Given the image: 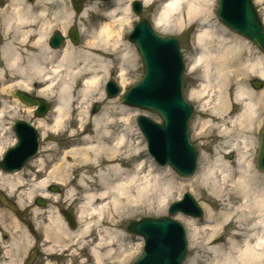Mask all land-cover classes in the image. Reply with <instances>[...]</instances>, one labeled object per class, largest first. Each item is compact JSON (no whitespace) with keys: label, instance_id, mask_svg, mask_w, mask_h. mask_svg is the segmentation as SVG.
Masks as SVG:
<instances>
[{"label":"bare ground","instance_id":"obj_1","mask_svg":"<svg viewBox=\"0 0 264 264\" xmlns=\"http://www.w3.org/2000/svg\"><path fill=\"white\" fill-rule=\"evenodd\" d=\"M125 1L102 6L90 0L78 12L69 0H11L2 12L1 92L16 88L46 96L53 107L44 114L40 108H47V101L30 96L0 102V155L7 150L5 121L16 110V117L36 118L43 150L49 151L32 160L34 172H0V190L5 192L0 191V204L15 199L19 207L16 215H0V264H22L26 251L40 242L50 256L46 264H89L84 258L77 263L75 258L60 260L72 246L88 247L92 264H131L136 252L125 220L146 212L163 214L175 199V183L180 192L187 188L166 179L163 174L170 169L161 170L144 155L138 131L130 130L131 115L124 108L115 114L116 102L102 94L112 72L124 85L129 68L137 67V54L142 61L128 39L133 1L145 9L160 5L153 18L158 32L183 34L195 27L197 33L187 70L200 72L201 82L190 98L199 103V136L218 145L215 160L203 154L205 167L187 185L200 194L206 189L211 200L203 229L198 220H185L194 251L187 264H264V173L254 159L264 124V89L256 91L264 83V51L214 23V0ZM92 14L96 22H90ZM77 23L81 44L68 38L63 47H50L55 32L67 37ZM98 100L106 106L91 114L89 108ZM114 114L125 117L119 120ZM50 133L65 135L68 142L49 144ZM229 153H235L234 163L221 156ZM54 185L63 193L51 189ZM38 197L52 206L74 207L77 224L66 209L54 212L40 199L42 208L33 209L38 223L24 226L20 209ZM218 237L224 241L216 242Z\"/></svg>","mask_w":264,"mask_h":264},{"label":"water","instance_id":"obj_2","mask_svg":"<svg viewBox=\"0 0 264 264\" xmlns=\"http://www.w3.org/2000/svg\"><path fill=\"white\" fill-rule=\"evenodd\" d=\"M138 14L141 6L136 2ZM218 16L230 30L254 41L264 51V29L252 0H219ZM144 65V76L139 84L122 96L124 104L158 114L163 125L147 117H139L138 124L148 141L150 152L161 165L170 164L183 177H190L196 170L197 154L190 141L188 124L193 108L183 96L184 65L179 44L173 37H162L147 21H141L131 36ZM109 97H116L119 89L111 84ZM23 98L22 95H19ZM42 103V102H39ZM19 145V147H21ZM27 146V145H25ZM19 147L6 155L3 168L19 169L31 153L20 155ZM23 156V157H22ZM11 161H20L10 167ZM258 167L264 170V134L258 159ZM192 204L180 208L171 207V215L182 211L194 217L202 216V210L188 195ZM130 232L145 238L143 257L136 264H182L187 256V239L183 226L168 218L143 219L129 222Z\"/></svg>","mask_w":264,"mask_h":264},{"label":"rangeland","instance_id":"obj_3","mask_svg":"<svg viewBox=\"0 0 264 264\" xmlns=\"http://www.w3.org/2000/svg\"><path fill=\"white\" fill-rule=\"evenodd\" d=\"M73 0H70V4L72 5V7H74L73 3H72ZM82 1V0H81ZM87 1H90V0H87ZM85 0V2L82 1V4H83V7L84 5L86 4L87 2ZM74 2V1H73ZM135 2V1H134ZM134 2H131L130 4V9H131V12H132V15H133V25L131 26V29H130V33H132L133 29H134V26L141 20V19H145V20H148L150 22V24L152 25L153 27V18L154 16L157 14L159 8H160V5L159 4H153L150 6V8L148 9H145L143 10L141 16H137L131 8L133 7V4ZM125 3H127V0L125 1ZM254 3H255V6H256V9L258 10V13H259V16L260 18L262 19L263 23H264V17H263V10H264V3L262 4H256V0H254ZM107 4L109 3H102L101 2V5L102 6H107ZM217 5H218V0H214V9H213V19H214V23L217 24L220 28L221 26L224 27L229 33L231 34H236L238 36H241L237 33H234L232 31H230L228 28H226L220 21H219V18L217 16ZM94 14H92V16L90 17V22H96L97 21V18H95V16H93ZM80 23H77L76 25L74 24V26L72 28L69 29V31L71 29H77L78 30V33H79V38H80V41L82 40V36L80 35V32H79V26ZM154 29V28H153ZM155 30V29H154ZM156 32H158L156 30ZM129 33V35H130ZM159 34L165 36V37H175L178 39L179 41V45H180V48H181V54L183 55V58H184V61L186 63V67H188V65L190 64L192 58H193V55L196 53L195 51V46H194V42H195V35L197 34L195 31H194V28L190 29V30H187L185 33L183 34H162L160 32H158ZM129 35H128V38H129ZM242 38L248 40L247 38L241 36ZM249 42H251V44L253 45L254 43L250 40H248ZM82 42V41H81ZM80 42V43H81ZM78 43V44H80ZM132 45V48H134L135 52H136V49L134 47L133 44ZM254 46H256L254 44ZM137 54V52H136ZM137 67L136 68H129L128 72H127V81H126V84L122 85L119 81H118V75L115 74V71L111 74L113 75L114 77V80H116V83L118 84V86L121 88V91L122 93H126L130 87L134 86L135 84L139 83L141 77L143 76V67H142V63H141V60L139 59V56L137 54ZM3 59V58H2ZM1 63H2V67L5 66V61L0 59V68H1ZM199 77H200V72H197L195 74H192V73H189L188 70H186L185 72V75H184V84H185V97L186 99L188 100V102L194 107V115L190 121V134H191V141L193 143V145L196 147L198 153H199V159H198V166H197V171L196 173L190 177V178H182L180 177L178 174H176V172L170 167V166H164L161 168V170H169L170 169V172H164L163 176L166 178V179H171V177L173 178V181L181 184L183 183V185H185L187 188H185L184 190H182V192H180L177 188H178V184L175 183V186L177 188H173V191H174V194H175V199L169 204V206L166 208V211L163 213V214H153V213H149V212H146V213H142V214H139L138 216L136 217H133V218H129L127 220H125L124 224H123V227H124V230H126V222L128 221H138V220H141L143 218H160V217H164V216H168V209L170 207V205L174 202H176V200H178L181 195L184 193V192H190L192 193L193 197L195 198V200L198 202V204L200 205V207L203 209V216L200 217V218H193L195 220H198V222L200 223V228H204V226L206 225L205 222H206V219H207V207L209 206V204L211 203V200L209 199L210 196H209V192L206 191V189H203L202 188V194H200L197 190H195L194 188H191V187H188L187 185H189V180H193L194 177L198 174V171H200L201 168L205 167V165L203 164L202 162V157H203V154H207L209 156V159H210V162L211 161H214L215 158L217 157L216 154H217V151L215 150V147L218 145L217 143H210V138L209 137H200L199 136V132L197 130V122H198V118H199V109H198V101L196 100H192L190 98V92L192 91V89L194 88H197L199 85H200V82L199 81ZM106 80L103 84V91H102V94L103 96L107 97L106 95V92H105V87H106ZM252 89H254V85L252 84L251 85ZM3 88L2 84H0V102L3 101H6L7 103L11 104L13 102V99L12 98H16L13 96V93L16 91H22V90H19V89H13L10 90V91H7L8 94L6 93H2L1 92V89ZM264 89V83H263V87L261 89H256V91H261ZM255 90V89H254ZM34 97H38L37 94L35 93H32L30 94ZM39 98L41 99H44L45 101H47L48 105H50L49 103V100L46 98V96L42 97L40 96ZM113 101L116 102V105H114L116 107V109L114 110L115 114L119 113L121 110L119 108H124L127 112H128V115L130 114V130L131 129H136L138 131V136H136L137 138L139 137V142L141 143L143 141V144H142V148L146 149V152L144 153V155H148L149 157H151L150 153H148V150H147V143H146V140L145 138L143 137V134L142 132L140 131L138 125H137V118L139 116H142V115H146L148 116L150 119H152L154 122H158V123H161V120L160 118L155 115V114H151V113H148V112H145V111H142V110H139V109H135V108H131V107H128V106H125L122 101L120 100V97H117V98H114ZM98 104L100 106V110L99 112L95 113L93 111H95V105ZM96 104L90 106L89 108V111L91 114H99L100 112L103 111L104 107L106 106V104L104 102H102L101 100H98L96 101ZM16 111L10 113L5 121V130L7 133L6 137H5V141H7V150L4 152L6 153L10 148H12L16 142V133H15V130L13 129V126L18 123V121L20 120H24V121H27L29 122L30 124H33L36 120V118H27V116L25 114H22V115H18L17 114V117H16ZM51 112V110H49L48 114ZM19 113V111L17 112ZM114 114V115H115ZM117 116V115H115ZM125 116H117L116 118L117 119H121ZM263 121H264V116H263ZM1 128V127H0ZM264 128V124L262 125V129L261 131L263 130ZM119 129V128H118ZM54 132V131H53ZM262 133V132H261ZM51 134V133H50ZM52 135V134H51ZM140 135V136H139ZM260 136H258V140H259ZM66 141L68 142V139L67 137H65V135L63 137H54L53 135L50 136L49 138V141L48 143L49 144H52L54 146H57L58 144L60 143H66ZM258 143V142H257ZM43 145L44 143L41 142L40 140V152L39 154H42L43 153V156H46V153H49L48 150H43ZM61 145V144H60ZM62 147V146H61ZM260 147V142L257 144V148L259 149ZM258 149L256 150V152H254V159H255V166H256V169H258L257 167V164H256V159H257V156H258ZM43 151V152H42ZM4 155V154H3ZM221 156L224 158V160L226 161H229L231 163H234V160L236 158V155L235 153H229V154H221ZM232 156V158H230ZM2 155H0V162H2ZM154 160V159H153ZM32 161H29L28 164L24 167V171L25 173L27 172H34L35 171V168L34 170L32 169ZM155 162V161H154ZM157 165V164H156ZM158 166V165H157ZM160 167V166H158ZM259 170V169H258ZM260 171V170H259ZM2 173V171H0ZM261 172V171H260ZM264 173V172H262ZM196 178V177H195ZM182 186V185H181ZM54 187H57L60 191H59V195L63 193V190H62V187L60 186H57V185H54L51 187L54 188ZM50 189V190H51ZM180 189V188H179ZM2 192L5 194L4 190H2ZM53 192V191H51ZM37 199V198H36ZM36 199L30 202H26V209L25 210H21V218L18 217V219L22 222V224H24V226H28L29 225H33L35 222H37L33 216V209L34 207H39L36 203ZM39 199V198H38ZM13 203H16L15 199L14 200H11ZM46 201V204L49 206H51L52 208H54V212H57L58 210H61L63 211V209L65 210L66 209V213H69V214H72V210L74 211V207H72V209L70 210V208L68 209V207L66 208V206L64 204H59L58 207L56 206H52V204L48 203L47 200ZM49 206V207H50ZM19 208V207H18ZM39 208H42V207H39ZM5 212H11L12 214H15L14 212H12L11 210H9L7 207H4L0 204V215H2L3 213ZM16 215V214H15ZM74 215V213H73ZM1 218V217H0ZM176 221L180 222L182 225H184L185 227V230H186V233H187V240H188V253H187V256H186V259H185V262L184 264H187L188 263V260L190 259V257H192L194 255V251H193V248H192V238H191V234H190V231H189V228L187 227L186 225V218H191V217H188V216H184L182 214H178L176 216L173 217ZM2 222V221H0ZM8 222V221H7ZM38 223V222H37ZM127 231V230H126ZM132 237H133V243L132 245L135 247V249H138L137 251H135L134 249V252H136L134 258L132 259L131 261V264H133V262L139 258L142 254V249H143V238L136 235V234H131ZM39 239L41 238L40 235H38ZM224 238L225 237H218V239H216V242H223L224 241ZM36 245L33 244L32 247H34ZM32 247L28 250V252L26 251L23 259H25L22 264H25L24 262L28 259L29 257V254H30V251L32 250ZM42 249V251H41ZM87 247L84 248V247H79L77 248V246H72V249L68 252V250L65 252V255L69 254L68 257H64V260L62 257H60V260L62 261H68V258H75V262L77 263V260H79L81 262V260L85 257V253H87ZM71 251H73V253H71ZM64 253V252H63ZM73 254V255H71ZM83 255V257H81ZM50 259V257H48ZM89 258V255L88 257ZM46 260V255L44 253V246L43 244L40 242V246H39V252L37 254V256L35 257V259L33 260V262L31 264H42L43 262H45ZM91 261V260H89ZM55 264H62L60 262L56 263ZM91 264H92V261H91Z\"/></svg>","mask_w":264,"mask_h":264},{"label":"flooded vegetation","instance_id":"obj_4","mask_svg":"<svg viewBox=\"0 0 264 264\" xmlns=\"http://www.w3.org/2000/svg\"><path fill=\"white\" fill-rule=\"evenodd\" d=\"M10 1L11 0H0V47L4 44V37L2 35V23H1L2 22V12L5 8L6 9L8 8ZM30 1H32V0H30ZM65 38L66 39H65L64 43L66 42L67 38H69V36L65 37ZM49 45H50V42H49ZM50 47L52 48V46H50ZM1 68H2V63H1ZM39 246H40V243H37L36 256L39 252ZM41 251H42V249H41ZM48 257H50V256L46 255V258H48ZM45 262H43L42 264H45Z\"/></svg>","mask_w":264,"mask_h":264}]
</instances>
